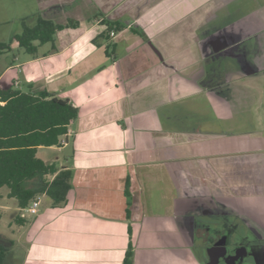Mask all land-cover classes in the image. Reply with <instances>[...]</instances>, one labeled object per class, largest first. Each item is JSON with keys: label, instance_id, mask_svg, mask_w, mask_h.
Masks as SVG:
<instances>
[{"label": "crops", "instance_id": "0c3cea01", "mask_svg": "<svg viewBox=\"0 0 264 264\" xmlns=\"http://www.w3.org/2000/svg\"><path fill=\"white\" fill-rule=\"evenodd\" d=\"M238 1L35 0L31 22L40 16L78 26L13 66L22 73L11 84L68 99L78 117L61 146L49 147L59 158L49 161L37 149L44 162L71 171L67 201L53 206L42 195L35 215L15 204L27 245L23 264H122L129 242L133 264H202L181 231L195 217L217 216V192L234 195L243 209L264 165L263 133L232 136L217 120L221 107L253 94L238 85L242 76L254 79L264 69L229 54L219 59L221 73L207 66L217 41L237 50L249 36H264L263 3ZM102 20L125 28L101 38ZM107 44L115 45L111 56ZM200 94L214 119L199 122L195 103L189 107ZM250 165L253 172L245 171ZM217 175L226 179L222 188Z\"/></svg>", "mask_w": 264, "mask_h": 264}, {"label": "trees", "instance_id": "16d2710c", "mask_svg": "<svg viewBox=\"0 0 264 264\" xmlns=\"http://www.w3.org/2000/svg\"><path fill=\"white\" fill-rule=\"evenodd\" d=\"M101 24L105 25L101 38L107 40L111 31L120 32L125 28L119 22L108 20H102ZM77 26L78 23L70 19L65 24H55L37 16L32 26L23 24L20 33L6 42L0 41V56L17 46L35 58L40 47L53 45L57 32ZM130 30L145 41L142 33ZM114 49V44H107L106 54L111 56ZM77 117L78 109L68 99L57 98L47 91L34 92L31 86L18 89L13 84L0 85V190L7 189V197L17 202L19 210L42 195L49 198L53 206L67 201L71 171L44 162L37 157V149L60 147L68 127ZM15 221L21 224L19 217ZM7 254L8 248L0 244V264ZM133 258L129 242L122 264H133Z\"/></svg>", "mask_w": 264, "mask_h": 264}, {"label": "rangeland", "instance_id": "374dc122", "mask_svg": "<svg viewBox=\"0 0 264 264\" xmlns=\"http://www.w3.org/2000/svg\"><path fill=\"white\" fill-rule=\"evenodd\" d=\"M242 1L243 4L248 8H256L257 4L261 2L264 5V0H239V5ZM35 8V0H0V41L6 42L13 35L20 33L23 24H25L26 26H32L33 22H31V20L32 15L36 13ZM247 34L250 33H244L245 36ZM253 37L254 36H249L242 41V45H245L246 50H249V55L246 54L245 59L246 61L250 62L251 65L254 62V64H256L258 67L264 69V36L261 37V39H258V41L256 42L255 40L257 39L254 40L252 39ZM242 47L243 46H239L238 48ZM39 50L41 51L40 48ZM29 57L30 56L27 53L17 48V46H13L12 51L6 52L2 56H0V76L2 75V78L0 79V85L10 86L12 85V80L20 78L22 68L20 69L19 73L18 69L13 66L22 63L26 58ZM237 69L234 70L237 71ZM238 85L241 88L250 90L251 92H253V94L250 93L249 96L243 97L238 105L221 107V111H217V120L220 122L223 131L233 133L234 135L232 136H252L253 134L250 130L254 129H256L260 133H263L264 135V74L256 76L254 77V79H247V77L242 76V79L238 81ZM20 86H18L19 88H16L24 89L23 85L20 84ZM192 103L196 104H193V108H196L195 115L198 117L199 122L215 118V113L211 111V107H208V105H210V102L207 101L205 94H200L194 99H191L189 107L192 106ZM195 123V118L190 117L187 120V124L194 125ZM238 131L240 133H237ZM246 132H249L251 134H247ZM39 152L40 156L49 161L60 157V152L49 147H43L41 148V150H39ZM251 168L252 165H250L249 167H245L244 169L245 171L253 172ZM259 170L256 169L254 172L258 173ZM235 171L236 173L244 172H239V170ZM217 178L219 179L218 175ZM251 182L253 183V180H251ZM223 183L226 184V179L224 177ZM218 185V188H222L223 186L220 183ZM250 190H256V193H261L262 189L254 185V187H252V189ZM43 202H48L47 197H43ZM240 202L245 204L244 208L242 209L239 207V210L241 216L245 219L247 218L246 221H250V217L257 216L260 214V212H264L261 210H256L258 207L264 209V200H261L258 197H247ZM16 203L17 202L14 199H10L7 197L6 188L0 190V244H3L8 248V254L3 264H23L27 257V245L23 240L24 236L22 235V223L19 224L15 221L17 215L15 206ZM193 219L194 223L192 222V227H187L186 224L185 229L181 231V234L185 238V243L195 248L194 251L196 254H198L200 262L202 264H206V261L208 260L206 253L208 245L206 242L201 241V239L199 238L195 239V229L200 228L202 224H205L209 227V231L207 232L208 237L214 238V231L217 230V224L220 223V218L195 217ZM231 220L235 223L236 226L235 229H233V234L230 238L232 244L235 246L240 243L243 238H245V241L243 243L245 245L252 244L250 248L252 252L257 251V253L260 254L259 249L262 248L264 250V243L254 240V237L250 233H248L247 229H245V226L243 225V222L240 220V218H233ZM242 264L264 263L258 262L256 259V255H250L249 257H246L244 259V262Z\"/></svg>", "mask_w": 264, "mask_h": 264}, {"label": "flooded vegetation", "instance_id": "af4514ba", "mask_svg": "<svg viewBox=\"0 0 264 264\" xmlns=\"http://www.w3.org/2000/svg\"><path fill=\"white\" fill-rule=\"evenodd\" d=\"M229 43L230 42L225 38L223 39V41H217V44H214L213 46V51L215 52L207 57V66L211 67L214 64V68L217 70V74L219 73V71L221 73L219 59L225 58V56L228 54L233 56L234 58H238L246 54L249 55V50H246L244 48H238L237 50L232 48L229 50V48H227L228 46L224 47L226 46L225 44L229 45ZM220 178L221 177H219V179L217 178V188L219 187V183L221 185H225L223 181L221 182ZM253 178L259 181V187L262 189L261 193L257 192L255 197L264 200V165L260 168V171L253 176ZM245 181L251 182V180L247 179H245ZM233 196H231L229 199H222L221 197H219V194L217 192V216L215 218H220V223L217 224V230L214 231V238L208 237L207 232L209 231V227L205 224H202L200 228L195 229V239L199 238L201 239V241L206 242L208 245L207 249L212 246L217 247V259H219V261L217 260L218 264H242L244 262V259L246 257H249L250 255H256L257 261L260 263H264V250L262 248L259 249V254L257 253V251L252 252V250L250 249L252 244L245 245L243 243L245 241V238H243L240 243L235 246L230 240L231 235L233 234V229H235L236 227L235 223L231 219L240 218V220L243 222V225L245 226V229H247L248 233H250L254 237V240L264 243V212H260L259 215L250 217V221H246L247 218L245 219L244 217H242L238 207L235 208L236 206L233 205V203H239V200H237V198L235 199V197ZM207 262L208 260L206 261V264Z\"/></svg>", "mask_w": 264, "mask_h": 264}, {"label": "built area", "instance_id": "2783aa9c", "mask_svg": "<svg viewBox=\"0 0 264 264\" xmlns=\"http://www.w3.org/2000/svg\"><path fill=\"white\" fill-rule=\"evenodd\" d=\"M110 36L111 37H114L115 36V32L114 31H111L110 32ZM15 86L16 87H18V86H20V83L17 81V82H15ZM19 88V87H18ZM63 143V140L61 141V144ZM39 206H40V201L38 200V199H35V200H33L31 203H30V205L27 207V208H25L24 210H23V212L24 213H26V214H29V215H35V214H37V212H38V208H39Z\"/></svg>", "mask_w": 264, "mask_h": 264}, {"label": "water", "instance_id": "95a60500", "mask_svg": "<svg viewBox=\"0 0 264 264\" xmlns=\"http://www.w3.org/2000/svg\"><path fill=\"white\" fill-rule=\"evenodd\" d=\"M149 45L151 46V49L156 53V55H158V57L160 59H162L159 51L156 48H154L150 43H149ZM216 251H217L216 246H212V247L207 249V256H208L207 264H218L219 259H217V252Z\"/></svg>", "mask_w": 264, "mask_h": 264}]
</instances>
